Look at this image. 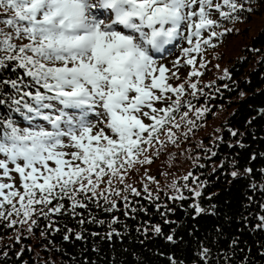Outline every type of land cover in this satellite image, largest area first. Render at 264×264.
I'll return each mask as SVG.
<instances>
[{"label": "snow or ice", "instance_id": "6c2138e0", "mask_svg": "<svg viewBox=\"0 0 264 264\" xmlns=\"http://www.w3.org/2000/svg\"><path fill=\"white\" fill-rule=\"evenodd\" d=\"M0 10L6 14L0 21L5 26L0 27V66L22 69L23 77L30 78L0 80V85L12 89L0 94V106L8 105V111L0 112V176L11 179V173H17L23 189L0 181V217L15 215L19 219L10 220L9 227L28 224L31 231L37 224L33 215L48 218L63 213L65 205L53 202L65 197L76 215L77 207H86L79 193L88 200L102 198L111 205L107 211L116 207L106 195H121L113 182L123 184L128 169L151 162L146 153L154 141L163 143L162 131L175 142L172 129L181 128L175 112L186 87L194 90L193 96L202 92L196 83H169L168 75L175 78L176 72L158 63L153 53L180 37L189 45L181 49L187 58L184 63L194 65L197 59L192 53L201 54L204 46H212L214 37L231 31L214 30L220 24L212 18L213 11L220 18L238 20L240 12L252 9L238 0H0ZM180 62L178 58L173 64ZM199 63L204 66L202 55ZM199 74L196 68L190 72ZM157 102L166 106L157 108ZM187 107L193 108L190 101ZM195 111L200 115L207 109ZM187 117L184 112L181 120L194 126ZM23 122L27 124L21 126ZM190 176L191 172L183 179ZM171 187L176 188L175 183ZM183 187L199 198L204 184ZM124 190L141 194L131 185ZM147 198L152 199L151 193ZM169 199L187 197L181 193ZM6 205L10 210H5ZM190 207L196 214L204 211L198 202ZM260 219L264 221V216ZM154 227L160 233L159 225ZM76 238H81L79 233ZM209 254L210 249L204 248L201 255L207 260ZM170 261L183 264L171 257Z\"/></svg>", "mask_w": 264, "mask_h": 264}, {"label": "trees", "instance_id": "16d2710c", "mask_svg": "<svg viewBox=\"0 0 264 264\" xmlns=\"http://www.w3.org/2000/svg\"><path fill=\"white\" fill-rule=\"evenodd\" d=\"M238 2L252 10L240 12V20L234 22L223 19L226 25L220 28L221 32L231 29L223 34L226 42L235 38L238 42L234 48L225 43L213 50L204 66L196 67L199 75L182 79L180 83H196L202 92L193 96L194 90L186 87L175 112V120L181 123L180 129H172L175 142L162 131L159 141L163 143L154 141L146 153L151 162L128 169L123 184L113 182L121 195H106L116 201V207L107 211L111 205L102 198L88 200L79 193L86 207H77L76 215L65 197L53 202L63 203L65 211L48 218L34 214L37 224L31 231L28 224L9 227L10 220L19 219L15 215L0 217V264H171L170 257L183 264H264V221L260 219L264 216V0ZM17 76L23 77L22 69L0 66V80ZM11 92L10 85H0V94ZM189 101L192 109L187 107ZM195 109L207 111L197 115ZM6 111L7 104L0 106V112ZM184 112L194 126L181 120ZM13 117L21 119L19 114ZM215 122L218 129L213 127V134H208L206 126ZM179 163L187 165L192 176L185 181L179 175L173 182L170 169ZM233 171L237 177L231 175ZM149 174L152 179H147ZM201 182L199 198L183 187L187 183L195 188ZM125 185L141 194L125 191ZM149 193L152 199L147 198ZM181 193L187 199H169ZM194 202L204 211L196 214L190 207ZM156 225L160 233L155 232ZM234 240L237 243L232 245ZM204 248L210 249L207 260L201 255Z\"/></svg>", "mask_w": 264, "mask_h": 264}, {"label": "rangeland", "instance_id": "374dc122", "mask_svg": "<svg viewBox=\"0 0 264 264\" xmlns=\"http://www.w3.org/2000/svg\"><path fill=\"white\" fill-rule=\"evenodd\" d=\"M215 2H218V0H215ZM3 17L0 18V21H2L3 19L6 18V14L2 13ZM212 18H215L218 20L220 27H215V31L217 32H221L220 28L226 25V22L223 20V18H220L218 16V13H216L215 11H213V16ZM241 18V17H240ZM240 18L238 20H240ZM231 21H236V20H231ZM0 27H5L3 24H0ZM205 35L207 33H204ZM239 37V35H238ZM227 40V36L226 35H222V36H218V37H214L213 38V43L212 46H204L202 49V53L198 54V53H192L193 56H196L197 59V63L194 65H187L184 63V61L187 59L185 56H183L181 49L183 47H188L189 45L187 44V41L185 39H182L180 37H177L176 40H174L172 42V44L169 46V48H167L165 51H163L162 53H158L154 55V58L157 60L158 63H163L165 65L166 68L171 69L173 72H176V77H171L170 75H168L166 73V75H168V82L171 83L173 86H176L178 84H180V82L182 81L183 78H186L188 76V74H190L189 71H192L193 68L199 67V61L201 60V55H202V59H203V63L206 61V58L210 55V53H212L213 50L220 48L221 46H223L225 43L227 44V46L234 48V46L236 45V42H238V38H235V42H232L229 44V41L226 42ZM225 44V45H226ZM179 58V60L181 61L178 65L174 66L173 62L176 61ZM171 93H169L170 95ZM172 96V94L170 95ZM173 97V96H172ZM175 99V97L173 98ZM166 105L162 102H157L155 104V107L157 108H162L165 107ZM90 118H94V114L90 113ZM144 122L147 123H151L150 120H148V118H144ZM218 122L214 123V126L212 125H207L206 126V132L208 134H213V127L217 130L219 125ZM25 124H21V126H25ZM102 126V125H101ZM110 134V133H109ZM161 149H165L166 146L164 147H160ZM69 151L71 149H68ZM0 158H3L2 156H0ZM12 167V165H10V168ZM188 167L185 164L179 163L175 166H173L172 169H170V175H171V179L174 180L177 179V177L179 175H187V172L189 170H187ZM175 170V172H173ZM176 171L178 172V174L176 173ZM149 177H153V174H149L147 176V179H149ZM0 181L5 182V183H13L15 188L19 189L20 191H22V187H21V180L20 177L17 173L12 172L11 173V179L9 178H5L0 176ZM172 182V181H171ZM170 182V183H171ZM7 191V190H5Z\"/></svg>", "mask_w": 264, "mask_h": 264}, {"label": "bare ground", "instance_id": "6f19581e", "mask_svg": "<svg viewBox=\"0 0 264 264\" xmlns=\"http://www.w3.org/2000/svg\"><path fill=\"white\" fill-rule=\"evenodd\" d=\"M168 46H169V45H166V46H165V48H164V49H162V50H165V49H167V48H168ZM162 50H161V51H162ZM161 51H160V52H161ZM158 53H159V52H158Z\"/></svg>", "mask_w": 264, "mask_h": 264}]
</instances>
